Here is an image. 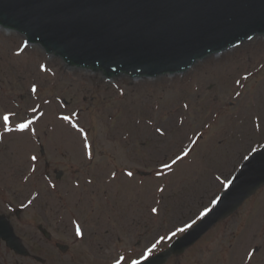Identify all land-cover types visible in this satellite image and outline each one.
<instances>
[{
	"label": "rangeland",
	"instance_id": "rangeland-1",
	"mask_svg": "<svg viewBox=\"0 0 264 264\" xmlns=\"http://www.w3.org/2000/svg\"><path fill=\"white\" fill-rule=\"evenodd\" d=\"M113 78L72 68L0 25V214L11 217L33 254L18 255L0 241V264L145 260L153 244L150 256L212 209L244 160L264 146V36L199 59L184 73ZM146 82L156 84L147 121L137 102ZM181 120L184 139L177 137ZM28 121L31 146L16 154L18 178L7 179L18 126ZM61 122L78 133L82 152L62 140ZM155 136L170 146L166 152L151 148ZM165 264H264V186Z\"/></svg>",
	"mask_w": 264,
	"mask_h": 264
},
{
	"label": "water",
	"instance_id": "water-1",
	"mask_svg": "<svg viewBox=\"0 0 264 264\" xmlns=\"http://www.w3.org/2000/svg\"><path fill=\"white\" fill-rule=\"evenodd\" d=\"M0 25L72 68L139 80L186 72L199 59L264 36V0H0ZM263 186L264 146L243 162L200 222L141 264H165L183 254ZM0 240L31 254L4 214Z\"/></svg>",
	"mask_w": 264,
	"mask_h": 264
},
{
	"label": "bare ground",
	"instance_id": "bare-ground-1",
	"mask_svg": "<svg viewBox=\"0 0 264 264\" xmlns=\"http://www.w3.org/2000/svg\"><path fill=\"white\" fill-rule=\"evenodd\" d=\"M185 81V80H184ZM163 82V86L165 85L164 83H168L167 80L162 81ZM178 82H181V80H179ZM140 89L142 90L141 95L137 98L138 99V107L141 109V117L140 118H144L147 120H150L149 115H151V99L149 98V94L148 91H150V89H154L156 88V84H151L149 82L143 83L139 85ZM184 90L187 89V86L184 85ZM142 120V119H141ZM179 121V119H177ZM124 121V124L127 125L129 124V120L125 117L121 123ZM61 124V128H59L60 130L58 131V134L60 135V137L62 138V140L64 142H67L68 144H71L72 146H74L78 151L82 152V148H81V140L80 137L78 136V133L73 130L72 128L67 127L64 123H60ZM135 128L139 131H141L143 133V135H147L150 134L151 131L149 130V128L147 127V125H143V126H137L135 125ZM19 135V138L17 140L14 141L13 143V149L10 152V158L8 159L10 161L9 165L12 166L11 169L8 170L7 174L5 175V177L8 178H18V164L16 163L17 159L16 157H18L19 155L16 156L17 153H20L21 151H25L27 150L30 146H31V134L29 133L28 130H24L22 131ZM188 136V132H187V128L184 127V123L181 120L180 123L178 122V126H177V137L179 139H184ZM163 138L161 137H157L155 136L154 141L155 144H153V146H151L152 149L157 150V151H163L166 152L170 146H168L167 144H165V142H163ZM163 143V145L160 148H157V144ZM221 150V149H220ZM209 150H205L202 154L206 155L208 154ZM22 154V153H21ZM21 158V157H20ZM22 163L20 162V165ZM205 181H209L208 179H205ZM253 227L250 228V230H252ZM250 234V232L248 233Z\"/></svg>",
	"mask_w": 264,
	"mask_h": 264
},
{
	"label": "snow or ice",
	"instance_id": "snow-or-ice-1",
	"mask_svg": "<svg viewBox=\"0 0 264 264\" xmlns=\"http://www.w3.org/2000/svg\"><path fill=\"white\" fill-rule=\"evenodd\" d=\"M33 91H35V88H33ZM3 119H4L5 122H7V121L9 120V117H8V116H4ZM63 119H65V120H69L70 118L67 117V116H65V117H63ZM31 123H32V121H28L27 123H22V124H20V125L18 126V130H19V131H24V130L28 129ZM8 130H11V129H8ZM158 131H159V130H158ZM183 155H184V156L188 155V152H184ZM182 158H183L182 156H178V157L176 158V160L173 161V164H175L178 160H180V159H182ZM32 159H36V157H32ZM164 167H165V168H170L171 165H169V164H165ZM128 175L131 176L132 173L129 172ZM152 211H153V212H156V211H158V210L155 209V208H153ZM210 211H211V209H205V211H204L203 213H201V216L207 215L208 212H210ZM193 223H195V221H194ZM191 227H192V224H186L184 227L177 228L176 231H174V232L171 233V236L167 237V239H172V238L175 237L178 233H183V232L187 231V230H188L189 228H191ZM77 233L82 235V233H80L79 228H77ZM164 239H165V237H160V241H159V242H162ZM156 246H157L156 244H153L152 247L149 248V249L147 250V253L144 254V259H145V260H147V259L149 258V256L151 255V253L153 252V250L156 248ZM118 264H119V262H118ZM133 264H141V261H140V260L133 261Z\"/></svg>",
	"mask_w": 264,
	"mask_h": 264
},
{
	"label": "flooded vegetation",
	"instance_id": "flooded-vegetation-1",
	"mask_svg": "<svg viewBox=\"0 0 264 264\" xmlns=\"http://www.w3.org/2000/svg\"><path fill=\"white\" fill-rule=\"evenodd\" d=\"M21 213H22V211H21V210H18V211H17V215H19V216H20V215H21ZM39 230L41 231V225L39 226ZM30 257H31V256H30Z\"/></svg>",
	"mask_w": 264,
	"mask_h": 264
}]
</instances>
